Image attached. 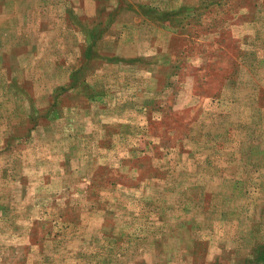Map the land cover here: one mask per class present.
<instances>
[{"label":"rangeland","instance_id":"1","mask_svg":"<svg viewBox=\"0 0 264 264\" xmlns=\"http://www.w3.org/2000/svg\"><path fill=\"white\" fill-rule=\"evenodd\" d=\"M0 264H264V0H0Z\"/></svg>","mask_w":264,"mask_h":264}]
</instances>
